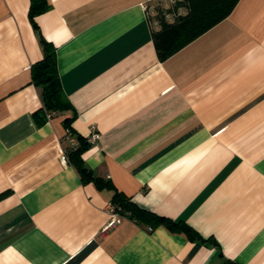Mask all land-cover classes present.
Here are the masks:
<instances>
[{
    "label": "crops",
    "instance_id": "obj_1",
    "mask_svg": "<svg viewBox=\"0 0 264 264\" xmlns=\"http://www.w3.org/2000/svg\"><path fill=\"white\" fill-rule=\"evenodd\" d=\"M174 1L47 0L35 26L30 0H0V264H264V0L161 60L152 16ZM40 36L70 102L49 118ZM67 126L99 133L81 153L94 178ZM115 189L178 226L101 233Z\"/></svg>",
    "mask_w": 264,
    "mask_h": 264
},
{
    "label": "trees",
    "instance_id": "obj_2",
    "mask_svg": "<svg viewBox=\"0 0 264 264\" xmlns=\"http://www.w3.org/2000/svg\"><path fill=\"white\" fill-rule=\"evenodd\" d=\"M237 2L238 0H177L167 8L160 4L156 5L152 17L157 21L158 28L153 29L151 35L159 59L167 58L224 19ZM49 6L47 0H30L28 15L35 26L37 24L34 17L47 10ZM179 6L186 8L185 13L176 12ZM167 13L172 14L171 21L166 19ZM40 41L43 46V57L31 64V78L36 85L41 87L43 105L39 110H43L45 114L48 111L52 114L54 111L67 108L70 102L60 84L56 68L55 47L42 36H40ZM38 122L40 123L39 120ZM67 128L72 133L71 127L67 126ZM76 139L78 141L76 147L66 148L68 160L75 166L82 179L94 178L81 158V153L89 142L82 136H76ZM95 180L99 181L97 178ZM107 184L112 186L109 180ZM110 203L114 204L123 216L137 222L148 223L149 226L159 224L168 227L178 226V223L165 216L137 207L129 197L116 189ZM187 230L194 235L189 227ZM196 236L199 237V235Z\"/></svg>",
    "mask_w": 264,
    "mask_h": 264
},
{
    "label": "built area",
    "instance_id": "obj_3",
    "mask_svg": "<svg viewBox=\"0 0 264 264\" xmlns=\"http://www.w3.org/2000/svg\"><path fill=\"white\" fill-rule=\"evenodd\" d=\"M51 116V113L48 111L46 113V117L49 118ZM67 134H68V143L70 147H76L78 144V141L74 135L70 132L69 128H67ZM99 137L98 132H93L90 135L86 136V141L89 143L96 142ZM108 214L109 217L106 221V223L101 227V233H104L109 227L113 226L115 223H117L118 219L123 216L119 209L112 203H109L108 205ZM148 229H151V226L147 227Z\"/></svg>",
    "mask_w": 264,
    "mask_h": 264
},
{
    "label": "rangeland",
    "instance_id": "obj_4",
    "mask_svg": "<svg viewBox=\"0 0 264 264\" xmlns=\"http://www.w3.org/2000/svg\"><path fill=\"white\" fill-rule=\"evenodd\" d=\"M154 14V13H153Z\"/></svg>",
    "mask_w": 264,
    "mask_h": 264
}]
</instances>
